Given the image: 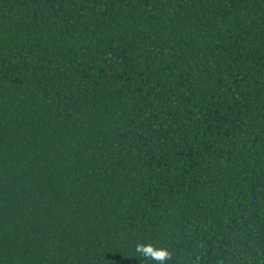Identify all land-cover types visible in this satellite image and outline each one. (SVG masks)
I'll return each mask as SVG.
<instances>
[{"label": "trees", "instance_id": "trees-1", "mask_svg": "<svg viewBox=\"0 0 264 264\" xmlns=\"http://www.w3.org/2000/svg\"><path fill=\"white\" fill-rule=\"evenodd\" d=\"M0 264H264V0H0Z\"/></svg>", "mask_w": 264, "mask_h": 264}, {"label": "clouds", "instance_id": "clouds-1", "mask_svg": "<svg viewBox=\"0 0 264 264\" xmlns=\"http://www.w3.org/2000/svg\"><path fill=\"white\" fill-rule=\"evenodd\" d=\"M167 256L166 252H160L156 254L155 258L163 260Z\"/></svg>", "mask_w": 264, "mask_h": 264}]
</instances>
